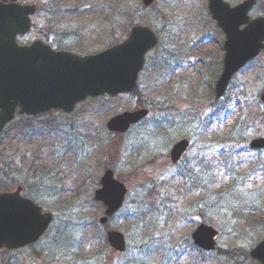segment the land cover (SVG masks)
<instances>
[{"label": "rangeland", "instance_id": "1", "mask_svg": "<svg viewBox=\"0 0 264 264\" xmlns=\"http://www.w3.org/2000/svg\"><path fill=\"white\" fill-rule=\"evenodd\" d=\"M224 1L234 6L243 0ZM155 5L145 10L140 0H61L53 15L40 10L35 29L18 40L39 38L56 50L87 55L121 42L135 25L158 37L137 79L138 95L89 98L71 113L17 116L7 126L0 147L6 191L21 185L23 196L52 213L53 221L32 246L0 251V264H259L249 253L264 238V150L248 144L264 137L258 99L264 50L233 77L223 98H214L224 38L207 0ZM249 17L264 18V0ZM138 107L149 115L127 133L106 129L111 117ZM18 122L25 135L13 129ZM182 138L190 146L172 165L169 151ZM107 168L127 194L120 211L99 225L104 207L93 193ZM200 223L219 231L217 248L233 251L231 258L193 246L189 236ZM108 230L124 235L125 252L109 247ZM58 236L68 249L56 247Z\"/></svg>", "mask_w": 264, "mask_h": 264}, {"label": "water", "instance_id": "2", "mask_svg": "<svg viewBox=\"0 0 264 264\" xmlns=\"http://www.w3.org/2000/svg\"><path fill=\"white\" fill-rule=\"evenodd\" d=\"M141 4L150 7L154 0H142ZM254 4L255 0H245L230 8L222 0H208L209 13L226 35L224 67L215 85L216 97L224 94L234 73L264 46V18L248 19V11ZM33 13L32 7L0 4V132L13 119L17 107L19 115H37L51 109L68 113L87 97L132 92L144 55L156 44L148 28L132 27L123 43L81 58L68 52H54L39 41L28 47L18 46L15 38L29 31L28 15ZM241 26L244 28L240 29ZM260 100L264 106V90ZM146 115V110L115 115L106 127L111 132L124 133ZM187 146L186 140L173 146L170 152L173 163ZM249 147L264 149V138L251 141ZM112 176L113 172L107 169L100 177L101 188L94 192L95 201L105 207L100 224H105L121 208L126 195L125 186ZM20 192L18 187L13 193H0V249H17L37 242L52 221L50 213H42L40 207L21 197ZM215 236V230L199 225L190 237L196 247L211 251ZM106 238L114 251L125 250L121 233L110 230ZM250 256L264 264V240Z\"/></svg>", "mask_w": 264, "mask_h": 264}, {"label": "trees", "instance_id": "3", "mask_svg": "<svg viewBox=\"0 0 264 264\" xmlns=\"http://www.w3.org/2000/svg\"><path fill=\"white\" fill-rule=\"evenodd\" d=\"M136 93V91H135ZM17 128V127H16ZM14 128V129H16ZM25 127H23L24 129ZM1 136L0 135V147L3 145V141L1 140ZM1 151V150H0ZM3 153V152H2ZM1 157V156H0ZM1 165V163H0ZM6 170L3 169L1 166H0V192L1 191H6L8 189V185H6V178H7V172H5ZM65 241V238H61V237H58V240H56V243H57V248H60L61 247V250L63 249H68V245H63L65 244L66 242ZM62 245V246H61ZM220 254H222L223 256L225 257H231V255L233 254V251H229V250H226V251H220Z\"/></svg>", "mask_w": 264, "mask_h": 264}, {"label": "flooded vegetation", "instance_id": "4", "mask_svg": "<svg viewBox=\"0 0 264 264\" xmlns=\"http://www.w3.org/2000/svg\"><path fill=\"white\" fill-rule=\"evenodd\" d=\"M1 3L3 4H9L10 0H0ZM14 3L19 4V5H34L36 8V14H38L40 12V10H43L46 14L49 12H54V8H56V10L58 9L57 5H54L55 3L52 4L51 7L50 3L48 5L42 4L41 2L35 1V2H28L25 0H14ZM47 33V31H44Z\"/></svg>", "mask_w": 264, "mask_h": 264}]
</instances>
